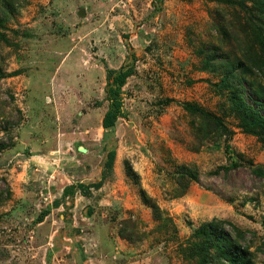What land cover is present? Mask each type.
Listing matches in <instances>:
<instances>
[{
  "label": "rangeland",
  "instance_id": "374dc122",
  "mask_svg": "<svg viewBox=\"0 0 264 264\" xmlns=\"http://www.w3.org/2000/svg\"><path fill=\"white\" fill-rule=\"evenodd\" d=\"M0 3L11 7L0 26V264H197L193 232L213 218L246 231L243 243L264 264V174L253 172H264V143L240 127L214 85L223 70L205 69L200 51H237L218 25L230 27L238 6ZM110 88L121 89L124 114L106 131ZM191 107L222 118L230 137ZM141 188L174 226L153 216ZM126 223L132 240L120 234Z\"/></svg>",
  "mask_w": 264,
  "mask_h": 264
},
{
  "label": "trees",
  "instance_id": "16d2710c",
  "mask_svg": "<svg viewBox=\"0 0 264 264\" xmlns=\"http://www.w3.org/2000/svg\"><path fill=\"white\" fill-rule=\"evenodd\" d=\"M210 1L220 2L227 6H238L242 15L233 19L230 22V27L218 25L221 39L225 42L232 41L233 47L237 51L228 53L224 50L223 43L219 46L211 45L208 48L200 49L201 53L205 55L203 66L205 69L213 71L223 70L221 80L214 85L220 91L229 94L232 107L239 116L240 127L245 132L259 136L264 143V85L258 86L254 79L256 75L264 77V0ZM10 9L11 7L0 3V26H4L9 19ZM223 25L227 26L224 23ZM120 76L121 74L118 77ZM249 92L254 96L252 101L248 95ZM108 93L109 107L102 120V126L106 131L113 129L117 120L124 114L121 89L110 88ZM191 109L214 121L218 130H221L228 138L230 137V128L225 125L222 118L212 116L210 112L199 107L195 109L191 107ZM1 146L5 147L6 145L2 144ZM226 148L230 154V143H227ZM115 154V151L112 150L108 155L106 162L108 168L113 167ZM234 165L236 166L237 163L234 162ZM126 166L127 174L139 181L140 177L133 166L129 162H126ZM253 172L264 174L260 169H253ZM180 175L188 180H197L194 173L183 172ZM187 186L188 181L184 183L185 191ZM74 188L75 185L66 187L64 194L72 193ZM140 195L142 200L152 208L153 216L157 220L174 226L172 218L165 215L164 209L146 189L141 188ZM1 196L0 193V200ZM228 225L232 227L233 232L227 229ZM129 231L126 223L120 229V234L132 240ZM174 231H176V227ZM245 236L246 231L233 222L213 218L194 230L193 242L191 247H188L190 250L188 257L197 264H255L253 253L249 249L250 246L243 243Z\"/></svg>",
  "mask_w": 264,
  "mask_h": 264
}]
</instances>
